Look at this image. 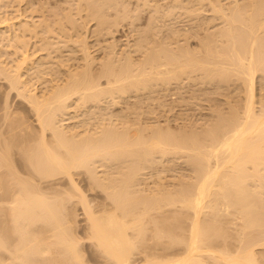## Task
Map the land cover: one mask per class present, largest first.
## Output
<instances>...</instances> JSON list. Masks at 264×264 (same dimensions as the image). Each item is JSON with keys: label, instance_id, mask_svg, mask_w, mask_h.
I'll return each instance as SVG.
<instances>
[{"label": "bare ground", "instance_id": "6f19581e", "mask_svg": "<svg viewBox=\"0 0 264 264\" xmlns=\"http://www.w3.org/2000/svg\"><path fill=\"white\" fill-rule=\"evenodd\" d=\"M88 1H90V0H88ZM105 1L107 2V0H105ZM109 1L110 0H108V2ZM111 1L109 2L110 4H112ZM237 1L235 2L236 6H239V4H237ZM240 1L241 0H239L238 2H240ZM251 1L252 0H249V2H251ZM261 1L258 2L259 5H258V3L254 4L255 0L252 3L256 7L257 11L262 13V10L264 11V3H263L264 0H261ZM92 2L97 3L98 1L92 0ZM104 2H102V4H104ZM179 2L181 3V1H179ZM256 2H257V0H256ZM115 3L117 4L116 1H115ZM175 3H177V2L175 1ZM218 3L220 4V2H218ZM245 3H247V2H245ZM260 3H262V4L260 5ZM91 4L89 5L90 6L89 10L94 3L92 5ZM249 4H251V3H249ZM249 4H247V5H249ZM83 5L85 6L86 4H83ZM95 5H93V7L91 8L90 11L94 10ZM233 5L234 4H232V6ZM240 5H242V4H240ZM84 6H82L83 9L84 10H85V8L87 9V7H86L87 5L85 7ZM101 6H103V5L99 4V6L96 7V10L98 7L101 8ZM107 6L109 7V5H107ZM257 6H259V7H257ZM108 7H107V10L109 9ZM110 7H114V6L111 5ZM182 7H185V5ZM220 7H221V5H220ZM250 7L251 6L249 5L248 9ZM78 8H79L78 10L80 12L82 9H80L81 7H78ZM103 8H104V6H103ZM226 8H228V7H226ZM229 8H231V7H229ZM260 8H262V9L259 10ZM235 9H237V8L234 7V9H233V7H232L231 11H233V10L235 11ZM102 10L103 9H101V11ZM164 10H166V9H164ZM191 10H193V9H191ZM245 10H247V9H245ZM87 11H88V9H87ZM103 11L101 13H99V15L100 14L102 15V17H100V20H102V19L106 20L107 15L104 17L105 18L104 19L103 13L108 12V11H104V12ZM174 11H176V10H174ZM222 11H223V9H222ZM228 11H229V9H228ZM247 11L244 12L241 10V12H240V9L238 7V15H240L239 13H243V12H244V14L246 13V15H247ZM253 12H254V14L258 13V12H256V10L255 11L253 10L252 14H253ZM89 13L93 14V15L94 14L97 15V12L92 13V12L88 11L87 14H89ZM191 13H193V12H191ZM199 13H201V11H199ZM235 13H237V10ZM261 13H259V14L261 15ZM164 14L166 16V13H164ZM221 14L222 15H220V16H223V13H221ZM248 14H250V12ZM254 14H253V17H251V14L249 16V18H251V21H252V18H255L257 16V14H256L254 17ZM96 15H94L95 17L94 16H92V17L97 18ZM224 15H225V13H224ZM226 15H227L226 17L223 16L225 18V20L229 16L228 14H226ZM246 15L241 14L240 16H238V17H241V18H239V21L241 22V21H243V19L245 20ZM263 15L264 14L262 13V16H257V17L261 19V17L262 18L264 17ZM85 16H86V14H85ZM242 16H243V18H242ZM234 17H235V15H234ZM234 17H232V19H229V17L227 18V20L229 19L228 21L232 20V22L230 21L231 23H229V24H231V26L233 24L232 28L234 26H236V25H234L235 21H238V19L236 20V18L234 19L235 20L234 21L233 20ZM257 17L255 18L256 21L258 19ZM247 18H248V15H247ZM249 18L247 19L248 21L245 20V21H247V23L250 21ZM117 19H118V17H117ZM151 19H153V18L151 17ZM97 20L99 21V19H97ZM263 20H264V18H263ZM40 21L42 22L43 20H40ZM114 21L116 22V19ZM152 21H154V20H152ZM256 21H255L256 26L260 25V27L255 28L256 27L255 24L252 22H249V23H251L250 24L251 28L252 27H254V28H252V31L249 30V27H247L248 30L246 28L247 31H250L248 36L245 35L248 33H244L245 37H247L248 40L251 39L250 42L248 41L249 45L246 44L247 38L246 39L243 37H240L241 39L239 38L241 42H243L245 39V43L244 42H243L244 44L241 43L242 44L241 47L244 48V49L241 48L242 49L241 51H243V52L239 51L240 48L238 49V51H237V49L235 50L232 48V52H231V47H233L235 45L234 44L235 42L233 43L234 40L229 39L230 41H232L231 43L234 44L232 46H230L231 43L229 41H227L229 44L227 42H225L226 46H227L226 50L229 49L228 48V45H229L230 46L229 51L232 53L233 57L235 56L234 59L231 58L232 55L230 54L229 51L225 52V50L222 49L221 43L224 41H222L221 43L220 42L217 43V44H220V47L222 49V50H219V51H222L219 54H218V51H216L218 49H214L213 47H212L213 49L211 47L207 48L208 50L212 49L209 51L210 53H212L211 51L215 50V53L213 52L210 55V57L211 56L214 57L213 56L214 54L216 55L215 57H217V55H218L219 58H222V59L224 58L223 60L220 59L223 62L225 61L227 56L228 57L226 60H228L229 55H230V59L233 61L235 60V58H237L236 59V65H235V67L237 66V68L234 67L235 62L231 63L230 59L227 61V64L228 65L231 64L229 66L235 72H236V70H237V72L239 71L238 72V74L240 73L239 77H241V76L245 77V79L243 78V80H245L244 84L242 81H240L243 85H246V87H244L246 89H244V88L243 89L247 91L246 95L243 94V96L245 95L247 98V99L245 98L244 103L242 102L243 105L241 104V102H239V104H241V105H239V107L240 106L241 107L236 108L235 111H233L231 113L232 109H234V106L237 104L236 103L235 105H233V103L235 102L234 101L232 103L233 108L231 106H229V109H231L230 113H228L227 110H226L227 113L224 112L225 114H227L229 116L221 114L222 112H220V111L222 109H220V111L217 109L218 112H220V114H221V116H220V115H218V112H217V116L218 117L220 116L219 119L217 118L218 119L217 121L215 120L216 118L214 119V121L212 119V121L214 123L213 122H212L213 124L208 123V124H210V126L208 125V127L206 124L205 125L206 128L204 126L203 127L200 126V127L204 128L203 130L200 129V131H197L196 130L197 128L195 129L194 126L192 128V131H190L191 128H189V126H188V128H189L188 132H186V128H187L186 127V128H183V130H185V133L182 131V129H180L179 131H181V132H180V134H178L179 132H178V130H176L177 134H178L177 135V134H172V133H174L173 130H171V131L169 130L167 132H162L159 129L160 130L159 131L157 129L159 127L158 125H157L158 126L157 128L155 127L156 131H157V132H155V130H153L154 128L152 126V127H150V129L153 128L152 132H154V135L151 132L152 136L151 137L149 136L148 139H146L144 136H142L143 133L141 132V130L144 127H146L145 123L143 124L144 126L143 125L140 126V130H138L139 132L136 131V133H134V132L130 131V129L133 130V126L131 124L129 126L128 123H131L134 119L130 120V122H126L130 128L126 125V123L124 124L123 121L122 122L120 121L119 123L124 124V125L122 124L124 128L121 125V128H123V129H121V128H118V126H117V128L115 127V125H117V124H115L113 126V124H114L113 121H112L113 124L111 125L113 127H110V125H109L110 119L108 120L109 122L105 120L108 123L106 124L104 122V124H105L104 125L103 124L104 118H103L102 119L103 121L100 120L102 122V124H101L102 129H101V127H97V125L95 124L96 126H94V125L93 126L96 127V129L100 128V129H98L99 131L98 130H93V131L91 130L90 131V128H89L90 132H87L88 126H86L83 123L84 125H81V126H84V127L86 126V130L84 127H83L84 128L83 129L80 126L81 130L82 129L84 130V133H82V132H79L80 130L77 131V128H74V130H73V128H71L70 126H69V128L71 130H67V129L65 130V126L63 127V124H62L63 120L60 122V119H62L60 117L63 115L67 116V114L70 112V110L73 109L72 107H74V108H75V106L79 107V106H81V103L86 104L87 101L92 102L93 100H94L93 102H95V103L100 101V99L102 97H105V95L103 96L104 93L108 94L106 96H112L113 95L112 96V99H113V97H115L114 93H115V95H117L120 92V94L117 95L119 97L122 93H124V95H126L125 94L126 89L124 90V88H126L127 86L129 88L131 87V89H134L136 87L138 88L140 86L143 87V89H145V90L147 87L151 89V87L149 85H151V83H153L152 81H154V83H155L159 79L157 76H160L163 74H166V75L170 74V76L175 75L179 79L180 76H178V74L181 75V72L183 74V73H186L187 70H189V69L195 70V68H197V65L194 66V64H192V62H195V63L197 62L196 64H198V63L201 64L200 62H202V61L198 62L199 59L197 61H194L197 57H195L196 55L191 56L193 54H191V53L189 54V52H188L189 50L188 51L186 50V53H184L185 50L183 49V45H182V48L179 47V49L180 50L182 49V51L178 50V52L177 51L175 52L178 54H175L173 51V55H172V52H170L172 55L171 56L172 58L169 59L170 62L168 61L164 65H166V64L168 65V63H170L173 66L170 65V67H169V65L168 66L166 65L168 68L163 67L167 70H164L161 68L162 67V64H161L162 60L159 59L161 57L159 55V53L158 54L152 53L151 58H149L150 56L149 57L147 56V58H145V55L142 57V59L145 58L148 60L149 65L151 64L150 68L147 66L148 65L146 63L147 60L145 62H143V64H142V66H143L144 63H146L147 68H149L148 69L149 72L147 71L146 68H144L146 66H143V67L141 66L142 62L139 65H137V67L139 66L138 68L139 69L141 68L142 70L138 69L139 72H136L138 70L135 69L136 63L135 64L133 63L134 62L133 59H132L133 62L131 63V61H130V64H127V63H126L127 65H125V63L123 65L121 64L122 67L125 65L123 69L121 67V70H120V68L118 70H116L117 67H116V69H114L115 65L113 66V64L110 61H109V64L111 63L112 65L110 64V66H109L108 62L106 61L107 59H106L104 61L106 63V64L104 63L106 66L105 68H107V69H108V67H110V68L107 71H105L108 73V74L106 73L107 75L103 74V76L106 75V77L109 75L108 79H107L106 87H105L103 85V83H101L102 84L101 85L98 81V79H100L101 76L98 75L99 76V78H98L94 74H93L94 75L93 77H91L90 74H86L87 71L88 72L91 71L90 67L87 68V66H89L88 65L89 62H87L88 63L87 65H86V63H84V64L86 65V68L90 69V70H87L86 68H84L83 71L78 70V71H75V73H74V71L72 73L73 69H70V71H71L70 74H68V72H66L68 74L67 76H69V77L67 79H65L66 81L62 80L65 82V83L63 82L64 84L62 83L63 85L60 86L56 82L57 86L53 85L52 87H49L50 88L49 90H44L45 88H43V90H41L42 92L40 91V93H38L39 91L36 92L35 88H30L31 83H30V86L28 85L29 82L26 81L25 77L23 76L24 74H21V73H23V72H21L23 70L22 68H25L28 65V68L30 70L31 68L29 67V65L32 66L33 67L32 69H34V72L35 71L39 72V73H37L38 76H37V74H35L36 77L39 78L40 73L42 72L41 73V76H42L41 79H42L44 76L43 72L46 71V74H47V71L50 70L49 69L50 66H48V68H46L48 70H44V68H45L44 66L46 65L45 63L47 62V64H48L49 61H46L47 59H42L43 58L42 56H41V58H39L40 56H38L37 60H34V62H30V57L32 55L29 54L28 50L26 49V47L28 46L27 45L28 43L26 44V42H27L26 38H25V40L23 39V41H22L21 40L22 35L16 33L15 35H17V38H16V36L15 37L13 36L14 38L12 37L13 39L11 38L12 39L11 40L10 36H9V38H7L8 36L6 37V34L5 33L3 34V32H2V34H0L1 40L2 39L6 40V38H7V39H9L8 41H10V42L12 41L11 44L14 41L16 44L21 42L20 43L21 48L18 47L20 49H18L17 45L15 43H13L14 48H17L18 51L19 50L21 51V55H20V58L13 59V61H14L13 65L15 67H13V65H12V66H10V68L12 67L14 69V71H11V72L7 71L6 68L9 66H7V64L6 65L3 64V66H2L1 65L2 63L0 62V66H1L0 67V74L2 72L4 73V71L7 72V75L4 73V77L6 76L8 78V81H10L9 82V83H11L10 87L16 88V90H18L17 93L20 96L25 97V99L28 100V102H30L33 110H35V114H37V119L41 125L42 134L39 136L40 137L39 140L37 142H35V145H34L35 140L32 141V140L27 139L28 141H32V143L27 145V146L25 145L26 147H23V145H24L22 143L23 139L20 136H21V133L23 132L22 129H25V127L23 128V126H28V124L26 122H23V125H22V122H20L21 124H18L19 120L18 121L16 120L17 122H15V120L12 121L13 120L12 119V120H10L13 122V125L11 124V126H10L12 129L11 133L7 130V135H9V136L11 135V137L8 139L7 136H5V138H3L1 136L2 142H0V264H91L90 261L92 259L97 261V262L103 261L104 264H264V99L263 98H262V100L260 99L261 101L258 100L260 106L257 107L256 104L258 101L256 99H258L259 96L256 97L257 93L255 92V87H256L255 86V83H256L255 82L256 81L255 80V76H256L255 74H256V71L258 70L259 66L262 65L264 62V59H262L264 57L263 56L264 51L262 52L261 50H259V49L263 50V48L261 46L259 47V45L262 44V43H259V41L262 39L261 41L264 43V41H263L264 38L262 37V34H264V33L261 34L260 37H262V38L260 40L257 37L260 34L257 35V33H259V32L261 33V31H260L261 27L264 28V25H261L262 23L264 24V21H261L262 23L259 22V20L257 22ZM43 22H46V24H47L46 19ZM74 22H75V20H74ZM103 22L104 21H102V23ZM258 22L261 24H259ZM24 23H25V25L21 26V28H20L21 30H19V31H21L20 33H23V32L26 33L29 31L31 32V30L32 31L35 30L33 28H35L38 24L40 26L44 25V24L42 25V23L40 24L38 22H37L38 24L35 22V25H34V22H33V23H31L32 24V28H31V26L28 25L29 24L28 20H26V22H24ZM83 23L84 22H82L80 24H75V25H77V27H79L80 25L84 26L85 23L84 24ZM99 23H101V21ZM111 23H113V22H111ZM154 23H155V21H154ZM160 23H161V21H160ZM48 24H49V21H48ZM113 24L115 25V23H113ZM236 24H238V23L236 22ZM243 24H245L244 21H243ZM252 24H254V25H252ZM33 25H34V27H33ZM50 25L52 26L53 24L50 23ZM3 26L4 25H1V27H3ZM40 26H37L36 34H38V32H37L38 27H40ZM46 26H48V25H46ZM51 26H50V28H52ZM98 26H101V25L98 24ZM225 26H226V29H225L226 31L221 32L220 33L221 36H219V34H218V36H219V37H217L218 39L222 38L226 32H228V33H226L227 35L225 34L227 36L226 37L227 39L228 38L233 39L234 35H236V36H234V39L238 38L239 35L242 36L243 33H241L239 29H237V31L235 30V28L237 26L235 28H233V30L230 27L231 31L229 30V28H227V24ZM40 28H39V30H44V31L46 29V28L45 29H43V28L40 29ZM74 28H76V26ZM158 28H161V27H158ZM239 28H240V26H239ZM49 29L47 27V32ZM63 29L65 31L64 27H63ZM150 29H152V28L150 27ZM222 29L224 30V28H221V31H223ZM256 29H258V32ZM50 30H51L50 32H52L53 28ZM75 30H78V29H75ZM85 30H87V29H85ZM160 30L158 32H160ZM241 30L243 32L245 31L243 29H241ZM263 30H262V32H263ZM81 31H82V29H81ZM154 31H155V28H154ZM175 31H177V29H175L174 32ZM233 31H234V33H232ZM235 31L237 33L239 32L240 34H237V33L235 34ZM247 31H245V32H247ZM30 32L28 34H30ZM33 32H31V33H33ZM161 32H164V31H161ZM166 32H164V33L166 34ZM180 32H181V30H180ZM217 33H219V32L217 31ZM217 33H216V35H217ZM26 34H23L22 37L26 36ZM141 34H140V36H141ZM187 34H186V36H187ZM82 35L83 34H81V36ZM156 35H157V33H156ZM156 35H155V38H156ZM211 35H213V34H211ZM78 36H79V34H78ZM173 36H174V34L172 35V37ZM161 37H162V35H161ZM206 37L210 38L211 36L209 37L206 35ZM214 37H213V39H214ZM79 38H81V37L79 36ZM140 38L142 39L145 37L142 36ZM169 38H170V35H169ZM224 38H225V36H224ZM137 39H138V37H137ZM147 39H148V37H147ZM158 39L160 40V42H162L160 38H158ZM215 39H216V37H215ZM218 39H216V40H218ZM16 40L18 42H16ZM83 40H84V42L85 41L87 42L86 38H84V37H83ZM237 40L238 39H236L235 41L238 42V44H239V40L238 41ZM144 41L145 40H143V42ZM158 41H156V42H158ZM180 41H181V39H180ZM180 41H179V43H180ZM84 42H81L82 45L84 44ZM86 42L83 45L85 50H84V48H82V50H84V51H86V48L89 46V44H87ZM145 42H147V41H145ZM145 42H144V45L146 44ZM156 42H155V44H153V46L154 45L156 46V44L158 45V43H156ZM166 42H167V40L165 41V43ZM169 42H167V45L166 44H164V45H166V47H167ZM78 43L80 44V41ZM138 43H139V41H138ZM148 43H149V40H148ZM8 44H10V43L8 42ZM136 44H137V42H136ZM139 44H138V46H139ZM256 44L259 47V49L257 48ZM85 45L86 46L88 45V46L85 47ZM110 45H111L110 48L114 47V46H112V44H110ZM201 45H203V44H201ZM237 45H235V48L237 47ZM239 45H238V47H240ZM262 45L264 46V44H262ZM80 46H81V44H80ZM90 46H91V43H90ZM141 46L142 45H140V47H138V48H140V49L144 48V46L143 47H141ZM150 46H152V45H150ZM160 46L161 47H158V49L159 48H160V50L163 49L164 46H162V45H160ZM172 46H174V45H172ZM204 46H205V44H204ZM134 47L137 48L133 44V48ZM166 47H164V51H165ZM171 47L169 45V47H167V48H171ZM184 47H186V46H184ZM206 47H207V45L204 48H206ZM220 47H218V48H220ZM77 48H80V47H77ZM89 48L87 49L88 51H90ZM167 48H166L167 51L168 50L171 51V49H167ZM154 49L155 48H153V49L151 48L150 50H154ZM156 49H157V46H156ZM189 49H191V48H189ZM253 49L254 50L256 49L255 50L256 55H255ZM14 50H16V49H14ZM82 50H81V52H82ZM110 50H112V49H110ZM193 50H196V49H193ZM55 51H57V50H55ZM113 51L115 52V49H113L112 52ZM144 51L147 52V50H144ZM167 51H165V52H167ZM235 51H237L236 52L237 54L235 53L236 55L233 54V52H235ZM257 51H260V53ZM15 52L17 53V50ZM148 52H150V51H148ZM157 52H160V51H157ZM165 52L163 53L164 55H165ZM180 52L185 54V55L180 54V55L185 56V58H184L185 60H186V58L189 60V58H190L189 56H191V58L194 57L192 59L190 58L191 60H189V63L192 61L190 63V65H188V61L183 63L184 60L182 59L183 64L181 63L182 66L181 65L179 66V60L181 62V56L179 57ZM191 52H193V51H191ZM227 52H229V53L227 54ZM261 52H262V55L258 56L259 54H261ZM87 53L84 52V56H85V54L87 55V56H85V59L89 57V53L88 54ZM170 53H168L166 55L169 56ZM194 53H195V51H194ZM204 53H206V51ZM222 53H223V56H225V57L220 56V55H222ZM257 53H259V54H257ZM114 54H116V53H114ZM154 54H155V56H154ZM163 54H162V56H163ZM186 54L189 56H187ZM247 54L251 55V56H249L250 60H247V57H246ZM253 54H254V56H253ZM90 55H92V54H90ZM124 55H125V53H124ZM127 55H129V54H127ZM149 55H151V54H149ZM47 56H48V54H47ZM90 57L93 58V55ZM119 57H118V59H119ZM44 58H45V56H44ZM92 58L91 59L88 58V59H90V60L95 59V58H93V59ZM127 58L125 56L124 60L123 59L122 60L125 62V59H127ZM131 58H132V54H131ZM256 58H257V60H256ZM142 59H139V60H142ZM167 59H165V60L167 61ZM207 59L208 58H206V61L208 62ZM43 60H45L44 61L45 63L43 62ZM108 60H111V57ZM113 60H114V58H113ZM129 60H131V59H129ZM157 60H158V64H157V66H155ZM172 60H174V61H172ZM211 60H213V59L211 58L209 61H211ZM245 60L247 62H245ZM177 61H178V63H177ZM222 61H219V63H221ZM42 62L45 65L43 64L41 66ZM63 62H64V60H63ZM159 62H160V64H159ZM91 63H92V61H91ZM113 63H115V62H113ZM225 63H226V61H225ZM61 64L63 65L65 63H61ZM66 64H68V63H66ZM104 64H102V65H104ZM107 64H108V66H107ZM203 64H204V62H203ZM206 64H204V65H206ZM217 64L212 63L211 66H213L212 68H215V66H216L217 70L219 69L218 70L219 72L217 70H215V72H217V74H215V73H213L214 69H211V73L209 71L208 77H205V78H207V79L212 78V80H214L216 77L217 78L222 77V76L225 77L226 75H228L226 73L227 71H225L227 64L226 65H223L222 63L220 64V65L224 66V69L222 71H221V69L223 68V66H222V68L221 67L219 68L220 65L218 66ZM152 65L154 66L153 68H152ZM158 65H161V67ZM204 65H203V68H204ZM208 65H209V63H208ZM208 65H206V66H208ZM66 66L69 67V64ZM229 66H227V69ZM46 67H47V65H46ZM61 67H60V69H61ZM156 67H158V69L161 68L162 69L161 71L163 73H160V69L158 70ZM171 67H173V68H171ZM193 67H195V68L193 69ZM208 67L210 68V66H208ZM10 68H8V69L11 70L12 68L11 69ZM42 68H43V70H42ZM66 68L67 67H64V69H66ZM261 68H263V66ZM52 69L54 70V67ZM111 69L114 70V72L112 71L113 74L114 73L117 74L119 72H122V73L119 75L118 74L113 75V74H111ZM231 69L230 70L228 69V70L234 72ZM25 70H27V69H25ZM55 70L57 71L58 69H55ZM104 70H106V69H104V66H103V70H102L103 73H104ZM153 70H155V71L153 72ZM27 72H28V70H27ZM60 72H61V70L58 71V73H60ZM78 72H80V73H78ZM133 72H136V74ZM101 74H102V72H101ZM189 74H190V72L188 73V75ZM205 74L206 73L203 74V72H202V77ZM224 74H225V76H224ZM238 74H236V75H238ZM232 75H234V74H232ZM262 75L263 74H261V76ZM30 76H31V74H30ZM47 76H49V75H47ZM58 76H62V74L58 75ZM110 76H111V78H112V76H115V78L113 77L114 80L111 79L112 81H110V83L113 82L112 85L108 84V82H109L108 80H110ZM170 76H166V77H168V79L165 76L164 77L161 76V79L163 78L162 80H164V78H166V81L167 80L170 81L171 80L169 78ZM229 76H230V74H229ZM63 77H64V75H63ZM66 77H64V78H66ZM223 77L221 79H222V81H225L223 79H225L228 76H226L225 78H223ZM45 78L46 77L44 76V79ZM51 78L53 79L52 76H51ZM51 78H50V81H52ZM54 78H55V76H54ZM56 78H57V75H56ZM228 78H226V79H228ZM261 79H263V78H261ZM162 80H159L160 84H163L161 82ZM174 80H176V78ZM203 81H204V78H203ZM208 81H206V82L208 83ZM216 81L218 82L219 80H216ZM226 81H228V80H226ZM235 81H234V83H235ZM261 81L264 82V80H261ZM52 82H50V83L52 84ZM114 82H116V83H114ZM206 82H205V84H207ZM212 82H214V81H211V83ZM43 83L45 84L46 82H43ZM211 83L209 85H211ZM219 83H217V84H219ZM236 83H237V81H236ZM107 85H108V87H107ZM232 85H233V83H232ZM48 86H50V85H48ZM102 86H104V87H102ZM201 86H203V85H201ZM206 86H208V85H206ZM235 86H237V85H235ZM235 86H234V88H235ZM220 88L221 87H219V89ZM152 89L154 91L155 84H154ZM157 89L158 88L156 87L155 90H157ZM219 89H217V90H219ZM135 90H137V89H135ZM140 90L141 89L138 88V91H140ZM238 90H239V88H238ZM240 90H242V89H240ZM123 91H125V92H123ZM127 91H128V88H127ZM147 91L148 90H146V92ZM153 91H152V93H153ZM263 91H264V89H263ZM112 92H114V93H112ZM235 92H236V90H235ZM110 93L112 95H110ZM242 93H243V91H242ZM208 94H210V92L207 93V95ZM240 94H241V92H240ZM212 95L213 94H211V96ZM236 95H237V93H236ZM262 95L264 96V92H263V94H261V96ZM113 100L115 101V98ZM240 101H243V99H241ZM110 102H111V100H110ZM113 103H115V102H113ZM96 104L98 105V103H96ZM105 104L103 106L107 107V105H105ZM107 104H108V102H107ZM228 104H229V102H228ZM230 104H231V102H230ZM108 105H110V104H108ZM99 107L101 108V105ZM214 112H216V111L214 110ZM86 114H88V113H86ZM68 115H69V117L71 116L70 114H68ZM82 116H84V115H82ZM109 116L110 115H108V117ZM152 116H153V114H152ZM152 116H150V117H152ZM6 118H7V116H6ZM84 118L86 119L87 117H84ZM88 118H90V116ZM66 119H68V118H66ZM81 119H83V118H81ZM111 119H112V117H111ZM124 119H126V118H124ZM124 119H122V120H124ZM89 120H91V119H89ZM89 120H87V121H89ZM149 120H151V119H149ZM10 121L8 122L9 125H10ZM23 121H24V119H23ZM134 121H133V123H134ZM136 121H137L136 123L139 122L138 120H136ZM209 121H211V120H209ZM151 122H149V123H151ZM78 124H79V122H78ZM74 125H76V124H74ZM150 125H152V124H150ZM154 125L156 126V123ZM192 125H194V124H192ZM198 125L199 124L197 123V127H198ZM200 125H202V124H200ZM1 126H2V124H1ZM1 126H0V135H1L3 130L10 128L7 126H6L7 128H3L4 126L3 127H1ZM90 126H92V124ZM126 126H127V128H126ZM138 126H137V128H139ZM142 126H143V128H141ZM28 127H27V129H28ZM94 127H93V129H95ZM134 127H136V125ZM147 127H148V125H147ZM2 128H3V130H2ZM18 128L21 129V131L19 130L20 132L17 130ZM66 128H68V126ZM27 129H25V131ZM46 130L51 131L50 134L52 135V137H50V139L47 138L48 136L46 135ZM146 130H147V128H145V130H143V131H146ZM5 132L6 131H4L2 134H4ZM68 132H70V134ZM139 133L140 134L142 133V134L139 135ZM28 134H29V132H28ZM33 136L34 135H32L31 137H33ZM26 137H27V135L25 136V139H26ZM146 137H148V136H146ZM20 138H21V142L19 143L18 140L20 141ZM28 138H30V135L28 136ZM35 139H37V138H35ZM16 141L18 144L16 143ZM14 144H16L15 146L19 145V147L21 145L20 149L24 148L27 150V151L22 150V152H24V155L20 152L23 155L22 156L23 162H21V164L22 163L23 164L21 167L24 168L23 169L24 171L21 170L22 168L21 169L19 168L17 163L18 164H20V163H19V161L17 162V160H16L17 158L15 159V157L13 156L15 153V152L13 153ZM25 144H28V143H25ZM178 154H180V155L184 154L185 155V158H187V159L184 160L185 161L184 164L187 162V164L189 166H187V164L185 166L191 168V170H189V171H191L192 173L190 172L191 175L189 174V177L187 175V177H186L187 179L185 177L182 178L183 175L180 178L177 177V178H179V180L173 183V185H172L173 187L171 185L167 184L168 188L165 187L166 185H164V187H163L162 184H161V186L159 185L160 187H158L156 190L154 188L152 190L153 186L151 187V190L149 187L150 191L146 190V189H148L147 187L150 185H148V186L145 185L147 187L146 188L144 187V189L140 188V187H142L140 185V184H142L141 180L144 178V176L142 177V175H144L143 173L146 172V171H144V170H146V168H150L149 169V172H150L151 166H153V164H155L158 159L161 158V160H162V158H164V157L169 158V156L175 157V155L177 157ZM24 159H25V163H24ZM175 161H176V159H175ZM163 162H165V161H163ZM170 162H171V160H170ZM157 164H158V162H157ZM157 164H156V166H157ZM171 164L173 165L174 163L171 162ZM171 164H169L170 168H171ZM163 166H165L164 163H163ZM163 166H162V169H165ZM167 166H168V164H167ZM99 167H104L105 169L103 168V170L101 169L102 171H98L99 169H97V168H99ZM175 167H176V165H175ZM177 167L182 168L180 166H177ZM154 168H156V167H154ZM154 168H152V169H154ZM179 168H177V169H179ZM96 169H97V171H96ZM20 170L23 173H21ZM155 170H158V169H155ZM78 171H86L88 174V178L92 179L91 181L94 182L93 184L99 185V187H101L102 189H104L107 192L108 196H106V197H108V199L107 198L106 199L110 201V202H108L109 204L103 203L105 205L104 207H101V209H96L94 207L97 206L100 208L101 205L100 206H98V205L93 206L90 204L91 201H89L90 203L87 202L88 199H85L84 194L81 195V193H84V192L82 190H81L82 192L80 191V187L79 186L77 187L78 184H76V181L74 179V174L77 173ZM175 171H179V170H175ZM183 171H185V170H183ZM97 172L98 173L100 172V175H102L101 173H103L102 177L103 176L104 177L103 178L98 177L99 175L97 174ZM152 172H150V173H152ZM186 172H184V173H186ZM155 173H156V171H155ZM158 173H156V174H158ZM180 173L182 174L183 172L180 171ZM161 175H162V172H161ZM57 176L65 177L64 179L67 178L65 180L67 185L70 182L71 184L69 183V186L73 185V186H71V188L74 187V188H72V190L74 192L76 191L80 195H78L76 192L74 194L73 193L71 194V192L68 193L71 190V188H70L68 191H66V193L69 194V196H66V195L64 196V194H66L65 192H59V193H64V194H62V197L57 196V192L56 193L54 192L55 195H52V196L56 197L57 201H55L56 198L53 197L54 198L53 199L51 195H49L47 197L48 194L47 193L44 194L45 191H43V187L41 190V185H40L41 181H43V179L52 178L50 181L55 179L56 182L54 180H53V182L56 183V185H57L58 184L57 180H58V178H60V177L56 178ZM147 176H148V174H147ZM184 176H185V174H184ZM153 177H155L154 174H153ZM173 179L176 180V178H173ZM67 180H68V182H67ZM146 180H145V182H147ZM160 180L161 179H159V181ZM162 180H163V182L165 181L164 179H162ZM150 181H153V180H150ZM166 181L168 182V180H166ZM63 182H61V180H60L59 183L63 185ZM142 182H144V181H142ZM154 182H152L153 185L155 184ZM157 183H159V182H157ZM144 184H147V183H144ZM165 184H166V182H165ZM169 186H171V187L169 188ZM74 189H76V190H74ZM59 195H61V194H59ZM70 196H71V200H70ZM74 196H76V197L79 196V197H77V199L79 200L77 202L80 203V200H81L83 203V204L81 203V205H83L85 218H86L85 235H86V238L90 242V246L93 248L92 254L94 256H96V258L93 257L91 259V257H89V258L85 257V253L83 252V249L81 247V241H80L81 238L80 239L77 238L78 236H77V233L75 230V229H77V225H76L77 219L75 217L76 211H75V208H73L74 207L73 204L75 205L76 202L72 201V199H75ZM49 198H52V199H49ZM58 198H60V199L58 200ZM68 198H69V200H68ZM50 200H52V202ZM69 201H71L72 203L70 202L71 204H69ZM70 207L73 208L74 212H73L72 208H70ZM74 233H75V235H74ZM259 246L263 249V253H260L262 250H260V252L257 250V248Z\"/></svg>", "mask_w": 264, "mask_h": 264}, {"label": "rangeland", "instance_id": "374dc122", "mask_svg": "<svg viewBox=\"0 0 264 264\" xmlns=\"http://www.w3.org/2000/svg\"><path fill=\"white\" fill-rule=\"evenodd\" d=\"M94 1V0H93ZM96 1V0H95ZM98 2L97 3H95V2H92V0H90V1H88V0H0V34H2V32H3V34L5 33L6 34V37L7 38H9V36H10V39L14 36H16V38H17V35H15L16 33H18V34H20V35H22L23 36V34H26V36H24V37H22L21 36V40L23 41V39L25 40V38H26V40H27V42H26V44L28 45L27 47H26V49L28 50V53L29 54H31L32 56L30 57V62H34V60H37L38 59V56H40L39 58H41V56L43 57L42 59H47L46 61H49L48 62V64H47V62L45 63L44 61L45 60H43V62L47 65V67H46V65L42 62V64H41V66L44 64L45 66V68H44V70H48V69H46V68H48V66H52L51 68L49 67V69L50 70H48L47 71V74H46V71H44L43 73H44V76L46 77L45 79H44V76H43V80L41 79V73H40V76H39V78L38 77H36V75L35 74H37V73H39L38 71L35 73L34 72V69H32L33 67L32 66H30L29 65V67L31 68L30 70H29V68H28V65H27V67H25V68H22L23 70L21 71V72H23V73H21V74H24L23 76L25 77V79H26V81H28L29 82V86H30V83H31V86H30V88H35V90H36V92H38V93H40V91L41 90H43V88H45L44 90H49L50 88L49 87H52L53 85H55V86H57V83L61 86V85H63L65 82L64 81H62V80H65V79H67L69 76H67L68 74H70L71 73V71H70V69H73L72 70V73H73V71H74V73H75V71H83L84 70V68H86V65L88 64L87 62H89V66H87V68H89L90 67V69H91V71L90 72H88L87 71V73L86 74H90L91 75V77H93L94 75L96 76V77H98L99 78V76H101L100 77V79H98V81H99V83L101 84V83H103V85L106 87V83H107V79H108V76L106 77V75L108 74L107 72H105V71H107L110 67H108V69L107 68H105L106 66H105V60L108 62V64H109V61L113 64V66H114V69H116V67H117V69L116 70H118L119 68H120V70H121V64L123 65L124 63H125V65H127V64H130V61H131V63L133 62V60H134V64L136 63V66H135V69L136 70H138L139 68V66L137 67V65H139L141 62V66H142V64H143V62H145L147 59H145V58H147V56L149 57V58H151V56H152V53H156V54H158L159 53V55L161 56H159L160 58V60H162L161 61V64H162V67H161V65H158V66H160L162 69H164V70H167V69H165V68H163V67H167L168 65H169V67H170V63H168V65L166 66V65H164L166 62H168L169 61V59H171L172 57V55H173V51H174V53L177 51L178 52V50L179 51H182V49L180 50L179 49V47H181L182 48V45H183V49L185 50L184 51V53H186V50L189 52V54L191 53V54H193V55H191V56H195V57H197L194 61H197L198 59V62H200V61H202V62H200L201 64H196L195 62H192V64H194V66L195 65H197V68H195V67H193V69L195 68V70H192V69H189V70H187V72L189 73L190 72V74L188 75V73L186 72V73H183L182 74V72H181V75H179L178 74V76H182L181 78L179 77V79L177 78V76H173V75H171L170 76V74L168 75H166V74H163V75H160V76H157L159 79L154 83V81H152L153 83H151V85H149L150 87H151V89L150 88H146V90H148L147 92H146V90L145 89H143V87H138L139 89H141L140 91H138V88L136 87V88H134V89H131V87L129 88L127 85V87L126 88H124V90L126 91H123V92H125V94L126 95H124V93H122L121 95H120V97L119 96H117V95H119L120 94V92L117 94V95H115V93L114 92H112V93H114V96L115 97H113V99L115 98V101L112 99V94L110 93V95H112V96H106V95H108L107 93L105 94H103V96L105 95V97H100L99 99H100V101H98V102H96V103H98V105L95 103V102H86V104L84 103H81V106H79V107H77V106H75V108L74 107H72L73 109H71L70 110V112L68 113V114H70L71 116L69 117V115L67 114V116H61L60 118H62V119H60V122L63 120V127L65 126V130L67 129V130H71L70 128H69V126L71 127V128H73V130H74V128H77V131L78 130H80L79 132H82V133H84V128H85V130H86V126H88V129H87V132H90L91 130L93 131V130H98V129H100V128H97L96 129V127H94V126H96L97 125V127H101V129H102V122L101 121H103L102 119L104 118V121H103V124H104V122L107 124L109 121V125H110V127H113L115 124H117V125H115V127L117 128V126H118V128H121V125L123 124H121V123H119L120 121L122 122H124V124L126 123V122H130V120H132V119H134L133 121H134V123H133V121L131 122V123H128V125L130 126V124L133 126V130H131L130 129V131L131 132H134V133H136V131L137 132H139L138 130H140V126L141 125H143L144 123H145V125H146V127H144L143 128V126L141 127V128H143L142 130H141V132L143 133H141L142 134V136H144L146 139H148L149 138V136L151 137L152 136V133H153V135H154V132H152V129L153 130H155V132H157L156 131V128L159 130H161L162 132H167V131H171V130H173L174 131V133H172V134H177V131L176 130H178V134H180V132L181 131H179L180 129H182V131L185 133V130H183V128H186V132H188V130H189V128H191L190 129V131H192V128H193V126L195 127V129L197 130V131H200V129H204V128H202L203 126L206 128V124H207V127H208V125L210 126V124H208V123H211V124H213L214 122V119L217 121L218 119H219V117L221 116V114H223V115H227V114H225V113H230V111H231V109H229V106H231L232 108H233V105H235L236 103V105L234 106V109H232V111H231V113L233 112V111H235V109L236 108H240L239 107V105H243V103L245 102L244 100H245V98H246V94H247V91L246 90H244V89H246V88H244V87H246V85H243L245 82V80H243V78L245 79V77L244 76H241V77H239V74H238V72H237V70H236V72L233 70V69H231V67L229 66V65H231V64H227V61L230 59V55H229V58H228V60H226L227 59V57H226V59H225V61H226V63H225V61L223 62L222 60L224 59H222V58H219V56L217 55V57H215L216 55L214 54L213 56L214 57H210V55L214 52L215 53V50H213V51H211L212 53H210L209 51L210 50H212L213 48L214 49H218V50H216V51H218V54L220 53V52H222V51H219V50H222V49H224L225 50V52L226 51H229L230 50V46H232V45H237L238 44V42H236L235 40L236 39H238L239 40V46L240 47H238V45H237V47L235 48V45L233 46V47H231V52H232V48L233 49H237V51H238V49H239V51L240 52H243V51H241L242 49H244V48H242L241 46H242V44L241 43H245V39L247 38V37H245V35L246 36H248L249 35V32L250 31H247L248 30V28L247 27H249V30H251L252 31V28H254V27H252L251 28V26H250V24L251 23H249V22H252V23H254L255 24V21H256V17L257 16H262V13L264 14V11L262 10V13L261 12H259V11H257V9H256V7L254 6V4L256 3H258V2H260L261 0H257V2H256V0H255V2H254V0H252L251 2H249V0H241L240 2H238L237 0H110L111 1V3L112 4H110L109 2H108V0H107V2L105 1H103V0H97ZM115 1L117 2V4L115 3ZM119 1V2H118ZM175 1L178 3H175ZM179 1H181V3L179 2ZM237 1V4H239V6H236V2ZM93 4V5H95V8H94V10H92V11H90L91 10V8L93 7V5L91 4V3ZM100 2V3H99ZM102 2H104V4H102ZM218 2H220V4L218 3ZM245 2H247V3H245ZM251 3V4H249V3ZM252 2H254V4L252 3ZM262 2V1H261ZM92 5V7L90 8V10H89V5L90 4ZM100 5H103L104 6V8L106 9H104L103 8V6H101V8H97V10H96V7L97 6H99V4ZM222 3V4H221ZM263 3H264V1H263ZM83 4H86L85 6L87 7V9H88V11L89 12H92V13H96L97 12V15L96 14H94V15H96V17L97 18H93L92 16H94L93 14H87V9L85 8V10L83 9V7L82 6H84ZM176 4V5H175ZM183 4V5H182ZM232 4H234L233 6H232ZM240 4H242V5H240ZM247 4H249L251 7V9L249 8L248 9V7H249V5H247ZM262 3H260V5H261ZM107 5H109V7L107 6ZM114 6V7H110V6ZM175 7H174V6ZM185 5V7H182V6H184ZM219 5V6H218ZM220 5H221V7H220ZM227 5V6H226ZM258 5H259V3H258ZM84 6V7H85ZM187 6V7H186ZM228 7V8H226V7ZM242 6V7H241ZM78 7H81L80 9H82L80 12H79V8ZM107 7L109 8L108 10H107ZM220 7V8H219ZM229 7H231V8H229ZM232 7H233V9H234V7L235 8H237V9H235V11L233 10V11H231L232 10ZM238 7H239V9H240V12H241V10L242 11H249L250 12V14H251V17H253V14H254V12H253V14H252V11L254 10H256V12H258V13H256L257 14V16L255 17V15L256 14H254V17L255 18H252V21H251V18H249V16H250V14H248L249 12L247 11V15H248V18H249V22L247 23V15H246V13L244 14V12L243 13H239L240 15L241 14H243V15H246V17H245V20H247V21H245L244 19H243V21H244V23L246 24H243V21H239V18H241V17H238V16H240V15H238ZM257 7H259V6H257ZM261 7V6H260ZM111 8V9H110ZM113 8V9H112ZM170 8V9H169ZM242 8V9H241ZM244 8V9H243ZM255 8V9H254ZM101 9H103L104 11H108V12H104L103 10V14H104V16H103V18L106 16V20H100V17H102V15L100 14L99 15V13H101L102 11H101ZM164 9H166V10H164ZM191 9H193V10H191ZM215 9V10H214ZM222 9H223V11H222ZM228 9H229V11H228ZM245 9H247V10H245ZM262 8H260L259 10H261ZM96 10V11H95ZM174 10H176V11H174ZM220 12H219V11ZM236 10H237V13H235L236 12ZM101 11V12H100ZM163 11V12H162ZM171 11V12H170ZM174 11V12H173ZM187 11V12H186ZM193 12V13H191V12ZM199 11H201V13H199ZM226 11V12H225ZM189 12V13H188ZM217 12V13H216ZM228 12V13H227ZM164 13H166V16H165V14ZM191 13V14H190ZM199 13V14H198ZM221 13H223V16L224 17H226L227 15L226 14H228L229 16V19H232V17H234V15H235V17L233 18V20L236 18V20L238 19V21H235V24L234 25H236V26H234L233 28H235V30L237 31V29H239L240 30V32L241 33H243L242 34V36L241 35H239V37L238 38H235L234 39V36H236V35H232L233 36V39L232 38H226L227 36V34L226 33H228V32H226L225 34H224V36H225V38H224V36L222 37V38H217V37H219V36H221L220 35V33L221 32H224V31H226L225 29H226V24H227V28H229V30H230V27L232 28V26H233V24H232V26H231V24H229V23H231L232 22V20H230V21H228L227 20V18H226V20H225V18L223 17V16H220V15H222ZM224 13H225V15H224ZM232 13V14H231ZM234 13V14H233ZM259 13H261V15L259 14ZM85 14H86V16H85ZM201 14V15H200ZM231 14V15H230ZM259 14V15H258ZM154 15V16H153ZM168 15V16H167ZM200 15V16H199ZM238 15V16H237ZM99 16V17H98ZM158 16V17H157ZM232 16V17H231ZM264 16V15H263ZM95 17V16H94ZM117 17H118V19H117ZM151 17L153 18V19H151ZM203 19H202V18ZM158 18V19H157ZM242 18H243V16H242ZM258 18V17H257ZM264 18V17H263ZM263 18L261 17V19L260 18H258L257 19V21L259 20V22H261V21H264L263 20ZM45 19H46V21H47V24H46V22H43V21H45ZM97 19H99V21L97 20ZM105 19V18H104ZM116 19V22L114 21ZM156 19V20H155ZM255 21H254V20ZM26 20H28V25H30L31 26V28H32V24L31 23H33L34 22V25H35V22L37 23H40L41 21L40 20H43L41 23H42V25L43 26H40L38 23V25L37 26H40V27H38V34H36V30H37V26L35 27V28H33V29H35V30H31V32H33V33H31L30 31V34H28L29 32H26V33H24L23 31V33H20L21 31H19V30H21L20 28H21V26H23V25H25V23L24 22H26ZM34 20V21H33ZM73 20V21H72ZM74 20H75V22H74ZM113 20V21H112ZM152 20H154L155 21V23H154V21H152ZM241 20V19H240ZM30 21V22H29ZM40 21V22H39ZM48 21H49V24H48ZM57 21V22H56ZM101 21V23H99ZM102 21H104L103 23H102ZM118 21V22H117ZM157 21V22H156ZM160 21H161V23H160ZM233 21V22H234ZM254 21V22H253ZM256 21V22H257ZM82 23V22H84L83 24H84V26H82V25H80L79 27H77V25H75V24H80V23ZM111 22H113V23H115V25L113 24V23H111ZM236 22L238 23V24H236ZM258 22V23H259ZM40 23V24H41ZM50 23L51 24H53L52 26L50 25ZM57 23V24H56ZM117 23V24H116ZM226 23V24H225ZM257 23V24H258ZM262 23V22H261ZM261 23H259V24H261ZM26 24V25H27ZM98 24H100L101 26H98ZM230 26H229V25ZM249 24V25H248ZM254 24H252V25H254ZM1 25H4L3 27H1ZM34 25H33V27H34ZM46 25H48V26H46ZM153 25V26H152ZM171 25V26H170ZM248 25V26H247ZM261 25H264L263 23L261 24ZM50 26L53 28V31L52 32H50L51 30L50 29H52V28H50ZM59 26V27H58ZM76 26V28H74ZM225 26V27H224ZM239 26H240V28H239ZM255 26H256V24H255ZM25 27V26H24ZM47 27H48V32H47ZM61 27V28H60ZM63 27L65 28V31H64V29H63ZM83 27V28H82ZM86 27V28H85ZM150 27L153 29H150ZM158 27H163L162 29L161 28H158ZM176 27V28H175ZM195 27V28H194ZM260 27V25L258 26H256L255 28H259ZM39 28L40 29H45V31L44 30H39ZM154 28H155V31H154ZM221 28H224V30L223 31H221ZM233 28H232V30H233ZM245 28V29H244ZM246 28H247V30H246ZM75 29H78V30H75ZM81 29H82V31H81ZM85 29H87V30H85ZM161 29V30H160ZM165 29V30H164ZM175 29H177V31H175L174 32V30ZM181 30V32H180V30ZM196 29V30H195ZM220 29V30H219ZM241 29H243V30H245V31H247V32H243ZM261 29L263 30L264 28L263 27H261ZM260 29V31H261V33L259 32V33H257V35L258 34H260L259 36H257L258 38H259V40L263 37L264 38V34H262V33H264V30H263V32H262V30ZM151 32H150V31ZM160 30V32H158ZM168 30V31H167ZM183 30V31H182ZM228 30V29H227ZM238 30V31H239ZM257 30V32H258V29H256ZM64 31V32H63ZM161 31H164V32H166V34L164 33V32H161ZM179 31V32H178ZM217 31L219 32V33H217ZM231 31V30H230ZM235 31V34L237 33ZM81 32V33H80ZM153 32V33H152ZM157 33V35H156V33ZM174 32V33H173ZM188 34H187V33ZM85 33V34H84ZM142 33V34H141ZM144 33V34H143ZM160 33V34H159ZM169 33V34H168ZM181 33V34H180ZM183 33V34H182ZM187 34V36H186V34ZM210 33V34H209ZM216 33H217V35H216ZM232 33H234V31L232 32ZM244 33H248V34H245L244 35ZM36 34V35H35ZM78 34H79V36L81 37V38H79V36H78ZM81 34H83L82 36L84 37V38H86V40H87V44H89V46L87 47L86 45H85V47H87L86 48V51H84L85 50V48H84V44H85V42H84V40H83V37L81 36ZM140 34H141V36H140ZM148 34V35H147ZM153 34V35H152ZM168 34V35H167ZM174 34V38L172 37V35ZM176 34V35H175ZM209 34V35H208ZM211 34H213V35H211ZM218 34H219V36H218ZM231 34V33H230ZM237 34H240L239 32L237 33ZM261 34H262V37H260L261 36ZM88 37H87V36ZM153 37H152V36ZM155 35H156V38H155ZM161 35H162V37H161ZM169 35H170V38H169ZM184 37H183V36ZM206 35L207 36H211L210 38H207L206 37ZM216 35V36H215ZM229 35V34H228ZM244 35V36H243ZM145 37L146 39H147V37H148V39L146 40L145 38H140V37ZM216 37V39H218V40H216L215 39V37ZM230 36V35H229ZM238 36V35H237ZM13 37V38H14ZM137 37H138V39H137ZM172 37V38H171ZM186 37V38H185ZM213 37H214V39H213ZM231 37V36H230ZM240 37H243V38H245L244 39V41L243 42H241L240 41ZM6 38V40H1V38H0V62L2 63L1 65L3 66V64L4 65H6L7 64V66H9V67H5L6 68V70L7 71H9V72H11V71H14V69L12 70L11 68H10V66H12L13 64H14V61H13V59H18V58H20V55H21V51L19 50L18 51V49H20L21 48V45H20V43H18V44H16L15 43V41L13 42V43H15L16 45H17V48L18 47H20V48H14V44L12 43L11 44V42L10 41H8L9 39H7ZM12 38V39H13ZM151 38V39H150ZM158 38H160L161 39V41L162 42H160V40L158 39ZM167 40V42H169L168 43V46L167 47H169V45H170V47L172 46V45H174V46H172L171 48H167L166 47V45H167V42L165 43V39ZM206 38V39H205ZM226 40H224V39ZM240 38V39H239ZM242 38V39H243ZM11 39V40H12ZM141 39V40H140ZM163 39V40H162ZM174 39V40H173ZM180 39H181V41H180ZM202 39V40H201ZM205 39V40H204ZM212 41H211V40ZM229 39H231V40H234L233 41V43L234 44H232L231 42L232 41H230ZM82 40V41H81ZM136 40V41H135ZM143 40H145V41H147V42H145L146 44V46L144 45V42H143ZM148 40H149V43H148ZM154 42H152V41ZM159 40V41H158ZM180 41V43H179V41ZM207 40V41H206ZM221 40V41H220ZM237 40V41H238ZM262 40V39H261ZM260 40V41H261ZM20 41V40H19ZM80 41V44H81V46H80V44L78 43ZM138 41H139V43H138ZM141 41V42H140ZM156 41H158V42H156ZM202 41V42H201ZM216 41V42H215ZM222 41H224V42H222ZM227 41H229L231 44H230V46L228 45V50H226V48H227V46H226V43L225 42H227ZM246 41L248 42H250L251 41V39L250 40H248V38L246 39ZM259 41V43H262V44H264L262 41L260 42ZM264 41V40H263ZM8 42L10 43V44H8ZM16 42H18L17 40H16ZM54 42V43H53ZM81 42H84V44L82 45V43ZM136 42H137V44H136ZM155 42L156 43H158V45L156 44V46H157V49H156V46L154 45L153 46V44H155ZM175 44H174V43ZM177 42V43H176ZM204 42V43H203ZM215 42V43H214ZM221 43L222 45H221V47H222V49H221V47H220V44H217V43ZM246 42V44H248L249 45V42L247 43ZM53 43V44H52ZM90 43H91V46H90ZM142 43V44H141ZM210 43V44H209ZM228 43V42H227ZM243 43V44H244ZM78 44V45H77ZM110 44H112V46H114V47H112V48H110L111 47V45ZM116 44V45H115ZM133 44H134V46H136L137 48H133ZM138 44H139V46H138ZM152 45V46H150V45ZM164 44H166V45H164ZM201 44H203V45H201ZM204 44H205V46L207 45V47L206 48H204L205 46H204ZM209 44V45H208ZM229 44V43H228ZM259 45V47L261 46L262 48H263V50L262 49H259V47L257 46V44H256V46H257V48L259 49V50H261L262 52L264 51V46L263 45ZM140 45H142L141 47H143L144 46V48H138V47H140ZM160 45H162V46H164V47H166L167 49H171V51H167L166 50V48H165V51H167V52H165L164 51V47H163V49H161L160 50V48L158 49V47H161ZM176 45V46H175ZM180 45V46H179ZM201 45V46H200ZM216 45V46H215ZM93 46V47H92ZM149 46V47H148ZM178 46V47H177ZM184 46H186V47H184ZM77 47H80V48H77ZM90 47V48H89ZM92 47V48H91ZM146 47V48H145ZM148 47V48H147ZM175 47V48H174ZM191 48V49H189V48ZM208 47H213L212 49H210V50H208L207 48ZM218 47H220V48H218ZM255 47V46H254ZM82 48H84V50H82ZM90 49V51H88L87 49ZM152 48H155L154 50H150V49ZM177 48V49H176ZM203 48V49H202ZM242 48V49H241ZM256 48V49H257ZM14 49H16L17 50V53L15 52L16 50H14ZM79 49V50H78ZM110 49H115V52L113 51L112 52V50H110ZM147 50V52L146 51H144V50ZM174 49V50H173ZM193 49H196V50H193ZM201 49V50H200ZM205 49V50H204ZM255 49V50H256ZM257 49V50H258ZM55 50H57V51H55ZM81 50H82V52H81ZM137 50V51H136ZM140 50V51H139ZM254 50V49H253ZM254 50V53L256 52ZM88 52L89 53V57L88 58H92V57H90V56H92L93 55V58H95V59H93V60H90V59H88V58H86L85 59V56H87L86 54H85V56H84V52ZM117 51V52H116ZM148 51H152L151 53L150 52H148ZM156 51V52H155ZM157 51H160V52H157ZM191 51H193V52H191ZM194 51H195V53H194ZM206 51V53H204ZM237 51H235V52H233V54H235ZM111 52V53H110ZM165 52V55L163 54ZM170 52H172V55H171V53ZM209 52V53H208ZM230 52V51H229ZM229 52H227V54L229 53ZM230 52V54L232 55V53ZM257 52H259L260 53V51H257ZM262 52H261V54H259V53H257V54H259L258 56H260V55H262ZM87 53V54H88ZM114 53H116V54H114ZM124 53H125V55H124ZM145 53V54H144ZM168 53H170V55L168 56V55H166V54H168ZM184 53H182V52H180L179 53V57L181 56V62H180V60H179V66L181 65V63H182V59L184 60V62L183 63H185L186 61H188V65H190V63H189V60H191L192 58H194V57H192L191 58V56H189V55H187V56H189L188 58H189V60L186 58V60L184 59L185 58V54ZM208 53V54H207ZM224 53V52H223ZM223 53H222V55H220V56H222V57H225V56H223ZM248 53V52H247ZM47 54H48V56H47ZM90 54H92V55H90ZM109 54V55H108ZM111 54V55H110ZM127 54H129V55H127ZM131 54H132V58H131ZM143 54V55H142ZM147 54V55H146ZM149 54H151V55H149ZM162 54H163V56H162ZM175 54H178V53H175ZM180 54H184V55H180ZM198 54V55H197ZM226 54V53H225ZM226 54V55H227ZM237 54V53H236ZM235 54V55H236ZM119 57V59H118V57ZM123 57H122V56ZM145 55V58H143L142 59V57ZM255 55H256V53H255ZM44 56H45V58H44ZM107 56V57H106ZM111 57V60H108L110 57ZM125 56H126V58L127 59H125V62L123 61L124 60V58H125ZM154 56H155V54H154ZM165 56V57H164ZM203 56V57H202ZM208 56V57H207ZM249 56H251L250 54L248 55H246V57H247V60H250V57ZM253 56H254V54H253ZM263 56H264V52H263ZM262 56V57H263ZM117 57V58H116ZM157 57V56H156ZM168 59H167V58ZM178 57V58H179ZM235 57V56H234ZM234 57H233V55L231 56V58H233L234 59ZM237 57V56H236ZM257 57V56H256ZM36 58V59H35ZM113 58H114V60H113ZM135 58V59H134ZM163 58V59H162ZM167 59V61L165 60V59ZM177 58V59H178ZM206 58H208L207 60H208V62L206 61ZM212 58L213 60H211V61H209L210 59ZM218 58V59H217ZM258 58V57H257ZM257 58H256V60H257ZM118 59V60H117ZM121 59V60H120ZM123 59V60H122ZM129 59H131V60H129ZM133 59V60H132ZM139 59H142V60H139ZM204 59V60H203ZM220 59H222V60H220ZM236 59L237 58H235V60L233 61V60H231V63L232 62H235V64H234V67H235V65H236ZM255 59V58H254ZM262 59H264V57L262 58ZM63 60H64V62H63ZM137 60V61H136ZM42 61V60H41ZM66 61V62H65ZM86 61V62H85ZM91 61H92V63H91ZM115 62V63H113V62ZM121 61V62H120ZM127 61V62H126ZM129 61V62H128ZM140 61V62H139ZM172 61H174V60H172ZM213 61V62H212ZM219 61H222L221 63L223 64V65H226L227 64V66H229L228 67V69L230 70H233L234 72H232V71H229L228 69H227V66H226V69H225V71H227L226 73L228 74V75H226V76H228V77H226L225 76V74H224V76L226 77V78H228V79H226L225 77H223V78H225V79H223V80H225V81H222V77H216L214 80H212V78H210V79H207V78H205V77H208V74H209V71H210V73H211V69H214L212 72L213 73H215V74H217V72H215V70H217V68H216V66H215V68H212L213 66H211L212 65V63H218L217 65L219 66L221 63H219ZM117 62V63H116ZM123 62V63H122ZM170 62V61H169ZM203 62H204V64H206V65H208V63H209V65L208 66H210V68L208 67V66H206V65H204L203 64ZM245 62H247L246 60H245ZM249 62V61H248ZM61 63H65V64H61ZM66 63H68L69 64V67L68 66H66V65H68V64H66ZM84 63H86V65L84 64ZM91 63V64H90ZM105 63V64H104ZM110 63V64H111ZM127 63V64H126ZM138 63V64H137ZM146 63L148 64L147 66L150 68V66H151V64L149 65V63H148V60L146 61ZM146 63H144V65L143 66H146ZM176 63V62H175ZM177 63H178V61H177ZM176 63V64H177ZM182 63V64H183ZM211 63V64H210ZM225 63V64H224ZM102 64H104V65H102ZM108 64H107V66H108ZM110 64H109V66H110ZM111 64V65H112ZM119 66H118V65ZM157 64H158V60L156 61V65L155 66H157ZM159 64H160V62H159ZM187 64V63H186ZM185 64V65H186ZM62 67H61V66ZM65 65V66H64ZM124 65V66H125ZM178 65V64H177ZM184 65V66H185ZM203 65H204V68H203ZM223 65H220L219 66V68L221 67L222 68V66ZM102 66V67H101ZM103 66H104V69H106V70H104V73H103ZM124 66L122 67V69L124 68ZM140 66V67H141ZM142 66V67H143ZM147 66L146 67H144V68H146L147 69V71L149 72V68H147ZM171 66H173V65H171ZM182 66V65H181ZM183 66V67H184ZM200 66V67H199ZM202 66V67H201ZM263 66V68H261ZM1 67V66H0ZM13 67H15L14 65H13ZM38 67V66H37ZM54 67V70L52 69ZM60 67H61V69H60ZM64 67H67L66 69H64ZM112 67V66H111ZM154 66L152 65V68H153ZM8 68H10L11 70H9ZM43 68H42V70H43ZM64 70H63V69ZM86 68V69H87ZM102 68V69H101ZM157 69H158V67H156ZM161 68H159L160 69V73H163L161 70ZM168 68V67H167ZM171 68H173V67H171ZM202 68V69H201ZM206 68V69H205ZM233 68V67H232ZM235 68H237V66L235 67ZM25 69H27L28 70V72H27V70H25ZM55 69H58L57 71L55 70ZM90 69H87V70H90ZM158 69V70H159ZM197 69V70H196ZM201 69V70H200ZM205 69V70H204ZM208 69V70H207ZM224 69V66H223V68L221 69V71ZM264 62H263V64L262 65H260L259 66V68H258V70L256 71V76H255V92L257 93L256 94V97L257 96H259L258 97V99H256L257 101L258 100H262V98L264 99V96L262 95L261 96V94H263V89H264V82L263 81H261V80H264ZM36 70V69H35ZM53 70V71H52ZM61 70V72L60 73H58V71H60ZM70 72H69V71ZM115 70V71H116ZM135 70V71H136ZM139 70H142L141 68L139 69ZM139 70L138 71H136V72H139ZM151 70V69H150ZM219 70V69H218ZM217 70V71H218ZM261 70V71H260ZM112 71L114 72V70L113 69H111V74H113L112 73ZM123 71V70H122ZM155 70H153V72H154ZM193 71V72H192ZM224 71V72H225ZM8 72V73H9ZM50 72V73H49ZM52 72V73H51ZM66 72H68V74L66 73ZM101 72H102V74H101ZM136 72H133V73H135L136 74ZM166 72V71H165ZM164 72V73H165ZM202 72H203V74L204 73H206L205 75H203V77H202ZM219 72V71H218ZM223 72V73H224ZM229 72V73H228ZM4 73L7 75V72H5L4 71ZM4 73L2 72L1 74H0V126H1V124H2V126L1 127H3V128H7V127H10L11 126V124L13 125V122L12 121H14L15 120V122H17L18 120V124H21L20 122H22V125H23V122H26L27 124H28V126H23V128L25 127V129H27V127H28V129L25 131V129H22V133H21V138L23 139V141H22V143L24 144H22L23 145V147H26L27 145H29V144H31L32 143V141L33 140H35L34 141V145H35V142H37L38 140H39V136L42 134V130H41V125H40V123L38 122V119H37V114H35V110H33V108H32V106H31V104H30V102H28V100H26L25 99V97H22V96H20L18 93H17V91L18 90H16V88H11L10 86V84L11 83H9L10 81H8V78L6 79L5 77H4ZM78 73H80V72H78ZM82 73V72H81ZM107 73V74H106ZM122 72H119V73H117L118 75L119 74H121ZM30 74H31V76H30ZM57 75V78H56V75ZM62 74V76H58V75H61ZM94 74V75H93ZM103 74H106V75H104L103 76ZM110 74V75H111ZM115 74V73H114ZM113 74V75H114ZM117 74H115V75H117ZM186 74V75H185ZM219 74V73H218ZM229 74H230V76H229ZM232 74H234V75H232ZM236 74H238V75H236ZM261 74H263L262 76H261ZM43 75V74H42ZM47 75H49V76H47ZM63 75H64V77H66V78H64L63 77ZM66 75V76H65ZM99 75V76H98ZM37 76H38V74H37ZM51 76L53 77V79L51 78ZM54 76H55V78H54ZM161 76L162 77H166V76H170L169 78L171 79L170 81L169 80H167L166 81V78L168 79V77H166V78H164V80H162L161 79ZM261 76V77H260ZM61 77V78H60ZM95 77V78H96ZM115 78V76H112V78H111V76H110V80H108L109 82H108V84H110V85H112V83H110V81H112V80H114V78ZM172 77V78H171ZM258 77V78H257ZM50 78H51V80L53 81H50ZM60 78V79H59ZM94 78V79H95ZM176 78V80H174ZM203 78H204V81H203ZM220 78V79H219ZM257 78V79H256ZM261 78H263V79H261ZM112 79V80H111ZM206 79V80H205ZM45 80V81H44ZM97 80V79H96ZM159 80H162L161 82L163 83V84H160V81ZM209 80V81H208ZM216 80H219L218 82L216 81ZM226 80H230L229 82L228 81H226ZM233 80V81H232ZM237 81V83H236V81ZM260 80V81H259ZM32 81V82H31ZM48 81V82H47ZM66 81V80H65ZM97 81V82H98ZM159 81V82H158ZM166 81V82H165ZM206 81H208V83L206 82ZM211 81H214V82H212L211 83ZM232 81V82H231ZM234 81H235V83H234ZM240 81H242L243 82V84L240 82ZM43 82H46L45 84L43 83ZM50 82H52V84L50 83ZM57 82V83H56ZM64 82V83H63ZM158 82V83H157ZM204 82V83H203ZM205 82L207 83V84H205ZM211 83V85H209L210 83ZM219 83V84H217V83ZM222 82V83H221ZM228 82V83H227ZM56 83V84H55ZM63 83V84H62ZM114 83H116V82H114ZM215 83V84H214ZM232 83H233V85L235 86V85H237V86H235V88H234V86L232 85ZM263 83V84H262ZM154 84H155V89H156V87L158 88L157 90H155L154 89V91H153V86H154ZM205 84V85H204ZM223 86H222V85ZM48 85H50V86H48ZM102 85V84H101ZM109 85V86H110ZM201 85H203V86H201ZM206 85H208V86H206ZM218 87H216V86ZM219 85V86H218ZM230 85V86H229ZM260 85V86H259ZM263 85V86H262ZM104 86H102V87H104ZM47 87V88H46ZM107 87H108V85H107ZM133 87V86H132ZM203 87V88H202ZM205 87V88H204ZM213 87V88H212ZM219 87H221L220 89H219ZM263 87V88H262ZM127 88H128V91H127ZM216 88V89H215ZM234 88V89H233ZM238 88H239V90H238ZM244 88V89H243ZM135 89H137V90H135ZM203 89V90H202ZM215 89V90H214ZM217 89H219V90H217ZM240 89H242V90H240ZM262 89V90H261ZM130 90V91H129ZM135 90V91H134ZM153 91V93H152V91ZM201 90V91H200ZM235 90H236V92H235ZM138 91V92H137ZM150 91V92H149ZM208 91V92H207ZM239 91V92H238ZM242 91H243V93H242ZM258 91V92H257ZM42 92V91H41ZM128 92V93H127ZM203 92V93H202ZM210 92V94H208L207 95V93H209ZM240 92H241V94H240ZM117 93V92H116ZM150 93V94H149ZM206 93V94H205ZM236 93H237V95H236ZM211 94H213L212 96H211ZM243 94H245L244 96H243ZM239 95V96H238ZM102 96V95H101ZM122 96V97H121ZM238 96V97H237ZM118 97V98H117ZM240 97V98H239ZM241 99H243V101H240ZM247 99V98H246ZM98 100V99H97ZM110 100H111V102H110ZM232 100V101H231ZM239 100V101H238ZM260 100V101H261ZM115 102V103H113V102ZM235 101V102H234ZM107 102H108V104H110V105H108L107 104ZM228 102H229V104H228ZM230 102H231V104H230ZM234 102V103H233ZM239 102H241V104H239ZM243 102V103H242ZM95 103V104H94ZM103 103V104H102ZM106 103V104H105ZM232 103H233V105H232ZM107 105V107L106 106H103V105ZM259 104V101L257 102V107H259L260 106V104ZM101 105V108L99 107ZM103 108V109H102ZM220 111V109H222L220 112H222L221 114H220V112H218V110ZM225 109V110H224ZM214 110L216 111V112H214ZM226 110H227V112H226ZM229 110V111H228ZM241 110V109H240ZM75 111V112H74ZM217 112H218V115H220L219 117L217 116ZM225 112V113H224ZM86 113H88V114H86ZM104 113V114H103ZM216 113V114H215ZM86 114V115H85ZM103 116H102V115ZM110 115L109 117H108V115ZM149 114V115H148ZM152 114H153V116H152ZM82 115H84V116H82ZM6 116H7V118H6ZM90 116V118H88ZM105 116V117H104ZM107 116V117H106ZM149 116V117H148ZM150 116H152V117H150ZM217 116V117H216ZM227 116H229V115H227ZM84 117H87L86 119L87 120H89V119H91V120H89V121H87ZM92 117V118H91ZM111 117H112V119H111ZM213 117V118H212ZM66 118H68V119H66ZM80 118V119H79ZM81 118H83V119H81ZM106 118V119H105ZM124 118H126V119H124ZM129 118V119H128ZM218 118V119H217ZM13 119V120H12ZM23 119H24V121H23ZM95 119V120H94ZM97 119V120H96ZM110 119V120H109ZM122 119H124V120H122ZM149 119H151V120H149ZM212 119H213V121H212ZM10 120H12V121H10ZM17 120V121H16ZM21 120V121H20ZM26 120V121H25ZM82 120V121H81ZM101 120V121H100ZM108 121V122H106V121ZM117 120V121H116ZM119 120V121H118ZM128 120V121H127ZM136 120H138L139 122L138 123H136L137 121ZM209 120H211V121H209ZM10 121V125L8 124V122ZM28 121V122H27ZM79 122V124H78V122ZM84 121V122H83ZM93 121V122H92ZM95 121V122H94ZM114 122V124H113V122ZM116 121V122H115ZM141 121V122H140ZM153 123H152V122ZM207 121V122H206ZM215 121V122H216ZM14 122V123H15ZM81 122V123H80ZM92 122V123H91ZM97 122V123H96ZM100 124H99V123ZM149 122H151V123H149ZM156 123V126L154 125L155 123ZM213 122V123H212ZM76 124V125H74V124ZM86 125L85 127L84 126H81V125H84V124ZM92 124V126H90L91 124ZM111 123V124H110ZM133 123V124H132ZM136 123V124H135ZM149 123V124H148ZM196 123V124H195ZM197 123L199 124L198 125V127H197ZM205 123V124H204ZM73 124V125H72ZM96 124V125H95ZM113 124V126H111ZM123 124V125H124ZM136 125V127H134L135 125ZM139 126H138V125ZM150 124H152V125H150ZM192 124H194V125H192ZM200 124H202V125H200ZM204 124V125H203ZM9 125V126H8ZM72 125V126H71ZM94 125V126H93ZM105 125V124H104ZM108 125V126H109ZM123 125H122V127H123ZM126 125H127V123H126ZM127 125V126H128ZM147 125H148V127H147ZM158 125V126H157ZM192 125V126H191ZM7 126V127H6ZM15 126V125H14ZM68 126V128H66ZM75 126V127H74ZM77 126V127H76ZM83 128L82 130H81V127ZM120 126V127H119ZM127 126H126V128H127ZM128 126V127H129ZM137 126L139 127V128H137ZM153 126V128H151L150 129V127H152ZM188 126H189V128H188ZM200 126H202V127H200ZM79 127V128H78ZM93 127L95 128V129H93ZM156 127V128H155ZM3 128H2V130H3ZM89 128H90V131H89ZM104 128V127H103ZM124 128V127H123ZM123 128H121V129H123ZM130 128V127H129ZM145 128H147V130L146 131H143V130H145ZM150 129V130H149ZM1 130V131H2ZM7 130L11 133V127L10 128H8V129H5V130H3L2 131V133L4 132V131H6L4 134H2L1 133V135H0V142H2V137L3 138H5V136H7V138L9 139L10 137H11V135L9 136V135H7ZM18 131L20 130L21 131V129L20 128H18L17 129ZM149 130V131H148ZM159 130V131H160ZM194 130V129H193ZM201 130V131H202ZM19 131V132H20ZM29 132V134H28V132ZM99 131V130H98ZM8 132V133H9ZM50 132L51 131H47L46 130V135L48 136L47 138L48 139H50V137H52V135L50 134ZM86 132V131H85ZM148 134H147V133ZM151 134H150V133ZM182 132V133H183ZM18 133V132H17ZM34 133V134H33ZM69 134H70V132H68ZM147 135H146V134ZM170 133V132H169ZM181 133V134H182ZM19 134V133H18ZM25 134V135H24ZM50 134V135H49ZM133 134V133H132ZM138 134V133H137ZM140 133H139V135H141ZM145 134V135H144ZM177 134V135H178ZM27 135V137H26V139H25V136ZM30 135V138H28V136ZM32 135H34L33 137H31ZM2 136V137H1ZM146 136H148V137H146ZM143 137V138H144ZM21 138H20V141L18 140V142L20 143L21 142ZM35 138H37V139H35ZM27 139H29V140H32V141H28ZM7 140V139H6ZM26 141V142H25ZM16 143H17V141H16ZM25 143H28V144H25ZM18 144V143H17ZM37 144V143H36ZM16 144H14V148H13V153H14V157H15V159L17 160V162L19 161V163L20 164H18L17 162V165L19 166V168L21 169L22 167V164H21V162H23L22 160H23V155H24V152H22V150H24V151H27L26 149H20V147H21V145H20V147H19V145L18 146H15ZM26 145V146H25ZM21 150V151H20ZM23 154H21V153ZM181 154V153H180ZM180 154H178L177 155V157H176V155H175V157L174 156H172V157H170L169 156V158L168 157H164V158H162V160H161V158L160 159H158L157 160V162H158V164H157V162L155 163V164H153V166H151V170H150V172H152L153 174H154V176L155 177H153V174L152 173H150L149 172V169L150 168H146V170H144V171H146V172H144L143 174L144 175H142V177L144 176V178L141 180V183L142 184H140L142 187H140L141 189H144V187L146 188L148 185H150V186H148L147 188L148 189H146V190H149V187H150V190H151V187H152V190H153V188L156 190L158 187H160L161 186V184L163 185V187H164V185H166L165 187H167V184L168 185H173V183L174 182H176V181H178L179 180V178L182 176V178H186L187 177V175H188V177H189V174H190V172L191 171H189V170H191V168H189V167H186L185 165L187 164V162L184 164V160H186L187 158H185V155L183 154V155H180ZM16 155V156H15ZM174 157V158H173ZM25 158V157H24ZM173 158V159H172ZM164 159V160H163ZM175 159H176V161H175ZM170 160H171V162L172 163H174L175 165H176V167L177 166H180V167H182V168H179V167H177V168H179V169H177L176 167H175V165L173 164H171V162H170ZM161 161V162H160ZM163 161H165V162H163ZM174 161V162H173ZM24 163H25V159H24ZM163 163H164V165L165 166H163ZM156 164H157V166H156ZM167 164H168V166H167ZM169 164H171V168H170V165ZM98 165V164H97ZM155 165V166H154ZM162 166L165 168V169H162ZM173 166V167H172ZM187 166H189L188 164H187ZM154 167H156V168H154ZM158 167V168H157ZM103 168L104 167H99V168H97V169H99L98 171H102L103 170ZM152 168H154V169H152ZM168 168V169H167ZM175 168V169H174ZM188 168V169H187ZM24 168H22L21 170L22 171H24L23 170ZM97 169H96V171H97ZM102 169V170H101ZM105 169V168H104ZM148 169V170H147ZM155 169H158V170H155ZM161 169V170H160ZM171 169V170H170ZM173 169V170H172ZM182 169V170H181ZM20 170V172L21 173H23L22 171ZM175 170H179V171H175ZM183 170H185V171H183ZM155 171H156V173H158V174H156L155 173ZM165 171V172H164ZM180 171L181 172H183L182 174L180 173ZM187 171V172H186ZM86 171H78L77 173H75L74 174V179H75V181H76V184H78L77 185V187L79 186L80 187V191L82 190L84 193H81V195H85V199H88V201L87 202H89V201H91V205H93V206H96V205H98V206H100V208L99 207H94V208H96V209H101V207H104L105 205L103 204V203H108V202H110L109 200H107L108 199V197H106V196H108L107 195V192L104 190V189H102L101 187H99V185H97V184H93L94 182L93 181H91L92 179H89L88 178V174H87V172L85 173ZM161 172H162V175L164 176H162L161 175ZM184 172H186V173H184ZM192 173V172H191ZM97 174L99 175L98 177H100V178H103L102 177V175H103V173H101L102 175H100V172L98 173L97 172ZM147 174H148V176H147ZM151 174V175H150ZM184 174H185V176H184ZM160 175V176H159ZM191 175V174H190ZM24 176V175H23ZM58 177H60V178H58ZM90 177V176H89ZM146 177V178H145ZM149 177V178H148ZM162 177V178H161ZM177 177H179V178H177ZM56 178H58V184L56 185V183H54L53 182V180L56 182V180L55 179H53L52 181H50L52 178H48V179H43V181H41V190H42V187H43V191H45V193L44 194H48L47 195V197L49 196V195H55V193L57 192V196H61L62 197V194H64V193H59V192H65L66 193V191H68L70 188H71V186H73V185H70L69 186V183H68V185H67V183H66V179H64L65 177H62V176H57ZM63 178V179H62ZM158 178V179H157ZM173 178H176V180L175 179H173ZM147 181V182H145V180ZM159 179H164L165 181L163 182V180L160 182L159 181ZM187 179V178H186ZM60 180H61V182H63V185L62 184H60L59 182H60ZM150 180H153V181H150ZM166 180H168V182L166 181ZM173 180V181H172ZM142 181H144V182H142ZM155 181V182H154ZM67 182H68V180H67ZM152 182H154L155 184V186L153 185V183ZM157 182H159V183H157ZM165 182H166V184H165ZM54 183V184H53ZM144 183H147V184H144ZM149 183V184H148ZM65 184V185H64ZM71 184V183H70ZM145 185H147V186H145ZM158 185V186H157ZM160 185V186H159ZM98 186V187H97ZM171 186H169V188L171 187ZM173 187V186H172ZM72 188H74V187H72ZM72 188H71V190L68 192V193H70L71 192V194L73 193H75L73 190H72ZM101 188V189H100ZM168 188V187H167ZM139 189V188H138ZM74 190H76V189H74ZM149 190V191H150ZM78 191V190H77ZM81 191V192H82ZM105 191V192H104ZM55 192V193H54ZM77 193V192H76ZM80 193V192H79ZM59 194H61V195H59ZM78 194V193H77ZM69 196V194H64V196ZM76 195V194H75ZM78 195H80V194H78ZM54 196H52V198H53ZM60 197V198H61ZM75 197V199H72V201H74V202H76V204L74 205L73 204V208H75V217H76V225H77V229H75L76 230V233H77V238H81L80 239V241H81V247H82V249H83V252L85 253V257L86 258H89V257H91V259L93 258V257H95L96 258V256H94L93 254H92V247L90 246V242H89V240L86 238V235H85V229H86V218H85V213H84V209H83V205H81V203H82V201L80 200V203L79 202H77V201H79L78 199H77V197H79V196H74ZM82 197V196H81ZM52 198H49V199H52ZM54 198H56V197H54ZM53 198V199H54ZM60 198H58V200L60 199ZM67 198V197H66ZM73 198V197H72ZM105 198V199H104ZM107 198V199H106ZM65 199V198H64ZM68 200H69V198H68ZM70 200H71V196H70ZM51 202H52V200H50ZM55 201H57V198H56V200ZM54 201V202H55ZM64 201V200H63ZM105 201V202H104ZM60 202V201H59ZM65 202V201H64ZM71 201H69V204H71L70 203ZM68 203V202H67ZM83 204V203H82ZM109 204V203H108ZM70 206V205H69ZM70 208H72V207H70ZM73 208H72V210H73ZM73 212H74V210H73ZM74 235H75V233H74ZM257 250L260 252V250H262L260 253H263V249L259 246L258 248H257ZM91 262V264H104V262L103 261H95V260H91L90 261Z\"/></svg>", "mask_w": 264, "mask_h": 264}]
</instances>
